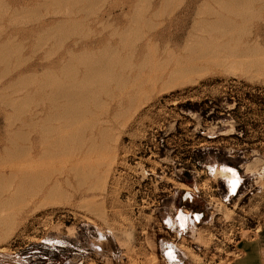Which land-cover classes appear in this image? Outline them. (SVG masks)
Here are the masks:
<instances>
[{
    "label": "rangeland",
    "instance_id": "374dc122",
    "mask_svg": "<svg viewBox=\"0 0 264 264\" xmlns=\"http://www.w3.org/2000/svg\"><path fill=\"white\" fill-rule=\"evenodd\" d=\"M164 1L0 0V264H231L260 232L264 74L230 60L190 58L189 47L208 38L211 20L245 11L244 31L253 40L259 34L264 46V0ZM131 53L148 70L170 60L167 75L147 82L131 106L116 108L121 94L112 83L109 97L80 107V123L58 113L65 101L54 98L56 82L82 81L88 54L125 62ZM69 124L79 128L70 144L76 151L52 148L63 133L69 139ZM103 133L107 144L97 153ZM38 146L49 155L32 159L29 150ZM80 150L91 163L71 162ZM224 166L241 175L236 196L216 172ZM31 175L30 190L16 198L22 177Z\"/></svg>",
    "mask_w": 264,
    "mask_h": 264
},
{
    "label": "bare ground",
    "instance_id": "6f19581e",
    "mask_svg": "<svg viewBox=\"0 0 264 264\" xmlns=\"http://www.w3.org/2000/svg\"><path fill=\"white\" fill-rule=\"evenodd\" d=\"M166 1V0H165ZM164 1V2H165ZM253 1H256V0H253ZM61 2V1H60ZM163 2V3H164ZM219 2V4H220V2L221 1H218ZM237 3H238V1H236ZM58 3V2H57ZM239 3H240V1H239ZM238 3V4H239ZM94 4V3H93ZM165 4V3H164ZM246 12V11H245ZM244 12V15H243V17H241V16H239L241 13H238L239 15H237V18H228V17H222V16H218V18L217 19H215V20H211L210 22H209V24H207L208 25V28H209V31L207 32V30H206V33L208 34L209 33V36H208V38H202V39H198V38H196L197 40L195 41V43H194V45H195V47L193 48V49H191V47H189V50H190V53H192V54H190V58H191V56H195V55H200V57H198V58H208L207 60H215V59H217V60H219V59H225V60H230L232 63H239V64H242V65H244L246 68H247V70L248 71H251V72H254V73H263L264 74V46H260V44L258 43V38L260 37L259 36V34H257L256 35V37H255V39L253 40L252 38H251V36L250 35H247V33L244 31V29H245V26H246V24H247V22H248V20H249V18H247L246 17V15L245 14H247V13H245ZM212 15V14H211ZM222 15V14H221ZM232 15V14H231ZM235 15V14H234ZM111 16V15H110ZM251 15H249V17H250ZM233 17V16H232ZM138 18L139 17H137V20H138ZM251 18V17H250ZM139 21V20H138ZM205 23V22H204ZM63 25L65 24L64 22L62 23ZM60 26H61V24H60ZM60 26H57V27H60ZM70 27V26H69ZM79 28V27H78ZM69 29V28H68ZM75 29V28H74ZM74 29L72 30V31H74ZM81 29V28H80ZM64 30V29H63ZM62 30V31H63ZM71 30V29H70ZM76 30V29H75ZM52 31V30H51ZM68 31V30H67ZM51 33V32H50ZM63 33V32H62ZM60 34V33H59ZM63 35V34H62ZM65 35V34H64ZM68 37V36H67ZM61 38H63V37H60V39ZM83 38V37H82ZM64 39V38H63ZM79 41V40H78ZM77 43V42H76ZM73 45H75L74 43H73ZM263 45V44H262ZM76 46H77V44H76ZM190 46H191V44H190ZM109 48V47H108ZM133 48V47H132ZM186 48H188L187 46H186ZM71 50V49H70ZM69 50V51H70ZM106 50L107 49H105V51L104 52H106ZM111 50V49H110ZM113 50V49H112ZM133 50H134V48H133ZM135 51V50H134ZM8 52V51H7ZM115 52H117V51H115ZM114 52V53H115ZM68 53V52H67ZM83 53H85V52H83ZM109 53H111V52H109ZM68 54H71V51H70V53H68ZM79 54H80V52H79ZM106 54H108V53H106ZM145 54L146 55H148L147 53H144V55L143 56H145ZM150 54V56H151V53H149ZM154 54V53H153ZM152 54V55H153ZM189 54V53H188ZM6 55H8V53H6ZM73 55V54H72ZM72 55H70L71 57H73ZM74 55H76V54H74ZM83 55V54H82ZM82 55H80V56H82ZM86 55V54H85ZM89 55H91V54H88V56L85 58V60L84 61H86L85 62V64H86V66L84 67L85 68V72H84V77H83V80L82 81H79V82H76V81H72V83H68V84H66L65 83V85H64V83H62L61 81L60 82H58L59 80L55 77V79H57L58 81L56 82V81H54L52 78H50L51 80H53L52 81V83H55L56 82V84L57 85H60L61 87H56V88H58V89H56V93H54V94H56L55 95V99L56 100H59V99H62L63 101H65L62 105H60L59 107H55L56 109L58 108V109H60L59 111H58V113L60 114V115H63V117H68V120L70 119L71 121H72V119L74 120H77V121H79L78 123H80V119H81V116L83 117V114H82V110H81V106H85L86 107V105H89L90 103H92L93 101L96 103V101L98 100V97H100V95L102 94V93H104V95H106V97H109L110 95L108 94L109 92H110V85L113 83V85L115 84V86H116V88H115V90H117L118 89V91L120 90V97H119V94H118V98H117V100H115V106H116V108L117 109H119V107H120V109L122 108L121 106L124 104V103H128V106L130 105L131 106V104L132 103H134V102H136L137 101V99L138 98H140V96H142L143 95V93H144V86L147 84V82H149V81H151V80H154V81H158V80H161L162 78H164L166 75H167V73H166V69L168 68V65H166L167 63L169 64L170 63V60H168L169 62H167L166 64L164 63V65H160L159 63L157 64H154V66L152 67L151 66V68L148 70L147 68H146V66L145 65H148V64H145L146 62H143V61H140V62H143L141 65L139 64V66H136V65H134V63H133V60H132V58H134V54L132 55V53L130 54L131 56H129V57H127V59H126V61L125 62H123V60L122 59H120V57H112V58H108V57H105V58H102V59H100V60H95V59H93V57H91V56H94V55H91L90 57H89ZM69 56V57H70ZM110 56H111V54H110ZM119 56V55H118ZM142 56V57H143ZM149 56V55H148ZM213 56V57H212ZM7 57V56H6ZM70 57V58H71ZM141 57V58H142ZM147 57V56H146ZM152 58H154V55L153 56H151ZM150 57V58H151ZM115 58H117V59H115ZM143 58H145V57H143ZM149 58V59H150ZM177 59L175 60V61H177V60H181V58L179 57V59H178V56L176 57ZM189 58V59H190ZM76 60L77 61V57L75 58V56L73 57V60ZM146 59V58H145ZM144 59V60H145ZM171 59V58H170ZM74 60V61H75ZM125 60V59H124ZM69 61V64H70V59L68 60ZM67 61V62H68ZM79 61V60H78ZM77 61V62H78ZM158 61V60H157ZM167 61V60H166ZM175 61H174V63H175ZM82 62H83V60H82ZM180 62V61H179ZM190 62H193V61H190ZM80 63V62H79ZM84 63V62H83ZM148 63H149V61H148ZM160 63H161V61H160ZM64 64H66V62L64 63ZM68 63H67V66H70V65H72V63L69 65ZM85 64H83V66L85 65ZM180 64V63H179ZM183 64V63H182ZM181 64V65H182ZM80 65H81V63H80ZM138 65V64H137ZM65 65H63V67H64ZM136 66V67H135ZM62 67V66H61ZM149 67V66H148ZM64 68H66V66L64 67ZM70 68H72V67H70ZM185 68V67H184ZM184 68H182L183 70H184ZM73 69V68H72ZM146 69L148 70L147 72H146ZM193 69H194V67H193ZM67 70V68L66 69H64V70H62V72L63 71H66ZM75 70V69H74ZM76 70H77V68H76ZM74 71V73H75V75H74V73H72L73 75H74V77H76L77 75H78V70L77 71ZM173 70V69H172ZM187 70V69H186ZM70 71V70H69ZM174 71V70H173ZM188 71H189V69H188ZM72 72V71H71ZM71 72H69V73H71ZM64 73L65 72H63L62 73V75H64ZM67 73H68V71H67ZM175 73V72H174ZM180 73V72H179ZM173 74V73H172ZM47 75V74H46ZM52 74H50V76H51ZM71 75V74H70ZM69 75V76H70ZM171 75V74H170ZM49 76V75H48ZM73 77V76H72ZM22 78V77H21ZM25 78V77H24ZM23 79V78H22ZM28 78H26V81H29V79L27 80ZM69 79V78H68ZM51 80L49 81V82H51ZM72 80V79H71ZM25 80H24V82H26ZM22 82V81H21ZM20 83V82H19ZM46 83V82H45ZM60 83V84H59ZM46 84H48V83H46ZM44 85V84H43ZM48 85H50V83L48 84ZM52 85V84H51ZM50 85V86H51ZM54 85V84H53ZM46 86V85H45ZM49 86V87H50ZM44 87V86H43ZM55 87V86H54ZM46 88H47V86H46ZM45 88V89H46ZM44 89V88H43ZM112 89H113V87H112ZM113 91V90H112ZM44 93V92H43ZM114 93V92H113ZM112 94V93H111ZM45 95V94H44ZM46 95H48V94H46ZM145 95V94H144ZM52 97V96H51ZM112 97H113V95H112ZM112 97H110L111 99H114V97L112 98ZM145 97V96H144ZM28 98V97H27ZM30 98V97H29ZM53 98V99H54ZM27 100H31V99H27ZM51 100V99H50ZM52 101V100H51ZM99 101V100H98ZM102 101V100H101ZM114 101V100H113ZM54 102V101H53ZM56 102V101H55ZM106 102V101H105ZM31 103V102H30ZM29 103V104H30ZM94 103V104H95ZM101 103V102H100ZM99 103V104H100ZM112 103V102H111ZM26 104V103H25ZM98 104V103H97ZM28 105V104H27ZM31 105V104H30ZM55 105V104H54ZM102 105V104H101ZM103 105H105V103L103 104ZM109 105V104H108ZM133 105V104H132ZM55 106H57V105H55ZM92 106V105H91ZM98 106V105H97ZM136 106V105H135ZM28 107V106H27ZM99 107V106H98ZM106 107H107V105H106ZM125 107V106H124ZM95 108H97V107H95ZM100 108V107H99ZM28 109V108H27ZM55 109V110H56ZM85 109L86 108H84V111H85ZM104 108L102 107V110H103ZM126 109V108H125ZM50 110H52V109H50ZM87 110V109H86ZM106 110V109H105ZM27 112V111H26ZM88 112V111H87ZM87 112H85L86 114H88ZM93 112V111H92ZM91 112V113H92ZM90 113V114H91ZM107 113V112H106ZM120 113H121V111H120ZM93 114V113H92ZM116 114V113H115ZM37 115V114H36ZM49 115V114H48ZM59 115V116H60ZM94 115V114H93ZM90 116H92V115H90ZM95 116H96V114H95ZM34 117H35V115H34ZM77 118H79V120L77 119ZM84 118H85V115H84ZM83 118V120H87V118H85L84 119ZM94 118H96V117H94ZM49 119V118H48ZM45 120V119H44ZM68 120H66V121H68ZM43 121V120H42ZM46 121V120H45ZM48 121V120H47ZM46 121V122H47ZM65 121V120H64ZM63 121V122H64ZM70 121V124L72 125V124H76L75 122H71ZM82 121V120H81ZM88 121V120H87ZM34 122L35 121H33L32 123H29V124H34ZM45 122V123H46ZM36 123H37V121H36ZM42 123V122H41ZM67 123H69V122H67ZM77 123V126H79V128L81 127V125H79ZM82 123H83V121H82ZM81 123V124H82ZM85 123V122H84ZM92 123H93V121H92ZM28 124V123H27ZM43 124V123H42ZM70 124H69V126H70ZM91 124V123H90ZM94 124H95V122H94ZM35 125L36 124H34V127H35ZM62 125V124H61ZM74 125H73V127H72V130L71 129H69V128H71V126L69 127H67L68 128V132H70V130H71V132L69 133V139L67 140L65 137H62L63 135H64V133H63V131H62V136L60 137V138H57L56 140H54V141H51V143L49 144L50 146H52V148L53 147H55V148H57L58 150H60L62 147L64 148L65 146V148H67L68 149V147H70V144L71 143H74L75 142V139H74V137H75V133H74V129L77 127V126H75V128H74ZM83 125V124H82ZM87 125L89 126V124H88V122H87ZM28 126V125H27ZM31 126V125H30ZM30 126H28V127H30ZM41 126V125H40ZM86 126V125H85ZM58 127V126H57ZM56 127V128H57ZM66 127V126H65ZM87 127V126H86ZM90 127V126H89ZM51 128H53V131L55 130L54 129V127H51ZM62 128H64V127H62ZM62 128H60V130L62 129ZM78 128V127H77ZM77 128H76V130H77ZM79 128H78V130H79ZM82 128H84V127H82ZM92 127H90L89 128V131H90V129H91ZM47 129V128H46ZM50 129V128H49ZM49 129H47V131L49 132ZM65 129V128H64ZM40 130H41V128H40ZM43 130H45L44 128L42 129V131ZM50 130H52V129H50ZM77 130V131H78ZM83 130V129H82ZM46 130L44 131V132H46V134L48 133ZM53 131H52V133H53ZM85 131V130H84ZM44 132H41V133H44ZM55 132V131H54ZM67 132V131H66ZM65 132V133H66ZM23 134H27L28 135V132L27 133H23ZM39 134V133H38ZM48 134H50V133H48ZM100 134H101V132H100ZM20 135V134H19ZM21 135H22V133H21ZM93 135V134H92ZM106 136V134H102V135H100L101 137H100V139L101 140H99V142H100V144L101 145H99V142L96 144L97 146L99 145V149H98V151L100 150H102L103 148H104V144L106 145L107 143H105L106 142V138L104 137V136ZM29 136V135H28ZM27 136V137H28ZM78 136H79V134H78ZM78 136H77V138H78ZM94 136H96V135H94ZM109 136V135H108ZM23 137V136H22ZM26 137V136H25ZM56 137V136H55ZM82 137V136H81ZM103 137V138H102ZM29 138V137H28ZM79 138H80V136H79ZM89 138V137H88ZM90 138H91V136H90ZM95 138H97V137H95ZM99 138V137H98ZM105 138V139H104ZM109 138V137H108ZM23 139H25V138H23ZM42 139H43V137H42ZM49 139V138H48ZM47 139V140H48ZM84 139V138H83ZM87 139V138H86ZM91 139H93L94 141L96 140V139H94V138H91ZM111 139V138H110ZM27 140V139H26ZM44 140V139H43ZM89 140V139H88ZM87 140V141H88ZM104 140V141H103ZM24 142H26L25 140H23ZM49 140H48V142H50ZM77 141V140H76ZM110 141V140H109ZM40 142V141H39ZM102 142V143H101ZM104 142V143H103ZM30 143V142H29ZM77 143V142H76ZM79 143V142H78ZM94 143V142H93ZM31 144V143H30ZM43 144L45 145V143L43 142ZM48 144V143H47ZM46 144V145H47ZM82 144V143H81ZM69 145V146H68ZM78 145H80V144H78ZM43 146V145H42ZM68 146V147H67ZM81 146V145H80ZM90 146L92 147L93 145H91L90 144ZM95 146V145H94ZM25 147H27V146H25ZM71 147H73V146H71ZM70 147V149L69 150H71V149H73V148H71ZM90 147V149H92ZM107 147V146H106ZM29 148V147H28ZM27 148V149H28ZM30 148H31V146H30ZM43 148V147H42ZM42 148H40L39 146L38 147H32V149L31 150H29V152H31V155H30V153H28V155H30L31 157H32V159H33V157L34 156H37V155H40V152H42L41 151V149ZM75 148V147H74ZM88 148V147H87ZM86 148V149H87ZM95 148V147H94ZM26 149V150H27ZM89 149V148H88ZM89 149V150H90ZM45 149H43V151H44ZM82 150H83V148H82ZM82 150H80V151H78V152H76V153H73L72 154V158H70V160H71V162L72 163H79L80 161H81V158L80 157H83L84 159L85 158H88V157H84L85 155H84V151H82ZM89 150H87V151H89ZM95 150V149H94ZM73 152H75L74 151V149L72 150ZM86 151V150H85ZM100 151L99 152H97V153H100ZM44 152H49L48 150L47 151H44ZM50 152H52V151H50ZM59 152V153H58ZM57 153L58 154H60V152L61 151H58ZM70 152V151H69ZM91 152H93V151H91ZM90 152V153H91ZM25 153V152H24ZM46 153H44L43 154V152H42V154H41V157H43ZM66 153H67V150H66ZM88 153L89 152H87L86 153V155L88 156ZM90 153H89V155H90ZM95 153V152H94ZM33 154V155H32ZM52 154V153H51ZM51 154H50V156H51ZM69 154V153H68ZM26 155H27V153H26ZM47 155H49V153H47ZM47 155H45V156H47ZM54 155V154H53ZM65 155V154H64ZM84 155V156H83ZM30 156H29V158L28 159H30ZM44 156V157H45ZM28 157V156H27ZM39 157V156H38ZM40 157V158H41ZM56 157V156H55ZM97 157V156H96ZM26 158V157H25ZM35 158V157H34ZM47 158V157H46ZM31 159V160H32ZM44 159V158H43ZM48 159V158H47ZM53 158H51V160H52ZM84 159H82V161L81 162H83L84 161ZM90 159V158H89ZM27 160V159H26ZM37 160V159H36ZM36 160H33L32 162H35ZM86 161L88 160V159H85ZM38 161H40L39 159H38ZM38 161H36L37 162V164L38 163H40V162H38ZM29 162V161H28ZM30 163L31 165H34V166H36V164H34V163ZM35 162V163H36ZM85 162V161H84ZM88 162H90L89 160H88ZM91 163V162H90ZM89 163V164H90ZM41 164V163H40ZM87 162L85 163V167H86V165L88 166L89 165ZM45 165V164H44ZM75 165V164H74ZM80 165V164H79ZM38 166H40V165H38ZM73 166V165H72ZM31 167V166H30ZM81 167V166H80ZM79 167V168H80ZM89 167H91V166H89ZM88 167V168H89ZM37 168V167H36ZM88 168H86V170L88 169ZM39 170H40V168H39ZM39 170H37V172L39 173ZM36 171V170H35ZM88 172V171H87ZM86 172V174L87 175H89L88 173ZM220 176H222V178H224L226 181H227V183H228V187H229V191H230V194H229V196L230 197H233V196H236L237 194H238V192H239V189H240V185H241V175H240V173H239V171L238 170H236L235 168H232V167H229V166H224V167H221V168H219V169H217V171H216ZM36 173V172H35ZM37 173V174H38ZM77 172L75 171V174H76ZM35 176H40V174L39 175H36V174H34ZM78 175H79V173H78ZM78 175H77V177H78ZM35 176H24V177H22L23 178V182H22V187H19L20 189L19 190H17L16 192H15V194H14V196L16 197V198H18L21 194H23L24 192H25V185H28V183H30L33 179H34V177ZM40 179V178H39ZM38 179V180H39ZM66 181L68 180V178L67 179H65ZM69 182H67V184H68ZM31 184V183H30ZM29 184V185H30ZM233 184H235V187H233ZM28 185V187H30ZM25 187V188H24ZM27 187V188H28ZM26 188V189H27ZM18 189V188H17ZM29 189V188H28ZM27 189V190H28ZM32 189V188H31ZM30 190V189H29ZM24 197V196H23ZM21 199H23L22 197H20ZM19 200V199H18ZM197 217V219H199L200 217L199 216H196ZM178 220L180 221V225L182 226V227H184V228H186L187 226H188V219H187V217L183 214V212L181 211L180 213H179V215H178ZM168 255V254H167ZM169 257L171 258V259H175V262L177 261V259L175 258L176 256H175V252L173 251V250H171L170 252H169Z\"/></svg>",
    "mask_w": 264,
    "mask_h": 264
},
{
    "label": "crops",
    "instance_id": "0c3cea01",
    "mask_svg": "<svg viewBox=\"0 0 264 264\" xmlns=\"http://www.w3.org/2000/svg\"><path fill=\"white\" fill-rule=\"evenodd\" d=\"M242 255L231 264H264V225L256 237L243 244Z\"/></svg>",
    "mask_w": 264,
    "mask_h": 264
},
{
    "label": "snow or ice",
    "instance_id": "6c2138e0",
    "mask_svg": "<svg viewBox=\"0 0 264 264\" xmlns=\"http://www.w3.org/2000/svg\"><path fill=\"white\" fill-rule=\"evenodd\" d=\"M233 187H235V184H233Z\"/></svg>",
    "mask_w": 264,
    "mask_h": 264
}]
</instances>
